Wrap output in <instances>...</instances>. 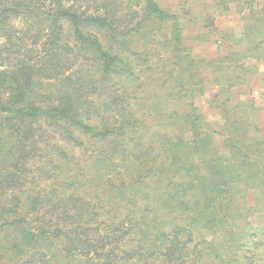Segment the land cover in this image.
Segmentation results:
<instances>
[{"label": "trees", "instance_id": "trees-1", "mask_svg": "<svg viewBox=\"0 0 264 264\" xmlns=\"http://www.w3.org/2000/svg\"><path fill=\"white\" fill-rule=\"evenodd\" d=\"M260 12L248 9L252 20L243 24V39L257 38L261 21L253 16ZM180 17L160 0H0V184L35 185L26 209L38 214L26 241L41 244L63 235L84 264H120L117 252L136 263L182 264L181 222L194 224L199 212L194 195L184 201L180 194L185 185L196 192L214 181L222 195L231 175L221 166L211 171V164L201 174L174 164L181 156L201 160L207 152L200 153L209 137L199 134L192 104L186 129L148 140V148L162 150L160 170L144 163L140 175L132 171L133 144L142 142L140 129L148 125L136 103L152 100L150 112L161 128L183 126L178 113L158 112L175 90L192 92L195 72L189 54L179 49ZM136 36L133 47L129 39ZM233 68L246 69L243 63ZM151 172V184L169 188L159 206L148 209L130 191ZM6 207L14 212L0 229L26 227L27 219L17 215L20 202ZM212 212L205 207L200 214L209 218ZM11 249L15 254L19 243ZM243 262L253 264L248 253Z\"/></svg>", "mask_w": 264, "mask_h": 264}, {"label": "rangeland", "instance_id": "rangeland-1", "mask_svg": "<svg viewBox=\"0 0 264 264\" xmlns=\"http://www.w3.org/2000/svg\"><path fill=\"white\" fill-rule=\"evenodd\" d=\"M160 2L181 16L179 29L183 48L179 46V49L182 54L187 53L192 59L195 79L191 86L192 92L177 89L174 91L175 98H164L159 105L160 114L176 112L181 115V127L176 124H169L164 128L157 126L158 117L150 112L152 100L147 104H137L133 100L137 113L146 114L148 125L146 129H140L142 142L133 144L136 149L135 154L133 153L136 162L132 171H140L137 174L140 175L145 171L141 170L144 169V163L146 169L160 170L163 162L162 150L159 152L148 148V140L158 136L157 132L172 136L182 127L186 129L188 125L184 121V115L192 104L195 110L191 118H197L199 134L204 136L207 133L209 137L202 144L204 147L200 153L207 152L204 155L199 154L203 156L201 160L191 162L181 156L174 164L185 171L192 165L199 174L205 173L210 164L211 171L221 166L222 169L227 168L231 176L224 179L226 187L222 195L214 189V181H211L212 186L209 182L205 183L208 188L199 186L196 192L192 191L190 185L182 187L184 192H180V195H183L184 201L190 199V195L196 197L199 216L194 224L186 220L181 222V235L178 240L182 248L180 262L244 264V253H248L253 264H264V0ZM250 6L261 11L253 16L261 24L256 39H243V24L252 20V17L245 16ZM137 39V36L129 39L131 46L135 47ZM245 48L248 49L246 55L243 52ZM241 63L246 68L244 73L233 68ZM157 144L154 143L153 147ZM230 148L234 149L235 155L229 152ZM240 160L243 163L238 166ZM29 167L34 169L35 165L30 162ZM152 174L154 172L143 178L145 184L131 185L130 191L134 200L148 209L159 206L156 205L158 198H166L169 188L162 181L151 184L154 179ZM147 185L151 186L147 189ZM34 191V184L14 189L8 187L7 182L0 184V226L14 212V208L6 206L15 201L20 202L17 215L21 213L27 219L26 227L0 229V251H3L0 264H11L12 261L28 264H84V255L75 250L70 251L63 235L41 244L35 240L26 241L25 237L33 230L38 214V210L28 213L26 209V198ZM123 203L121 202L122 205ZM223 205L224 210L221 212ZM205 207L208 212L213 210L209 218L200 214ZM124 211L125 205L120 210L119 217H122ZM134 217L138 215L134 214ZM13 241L19 243V249L13 250L15 254L11 252ZM117 253L120 264H142L134 262L129 256L125 260L121 252ZM144 264H151V261Z\"/></svg>", "mask_w": 264, "mask_h": 264}]
</instances>
